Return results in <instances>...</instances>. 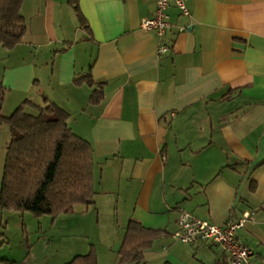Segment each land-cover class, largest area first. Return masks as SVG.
<instances>
[{
	"label": "crops",
	"instance_id": "1",
	"mask_svg": "<svg viewBox=\"0 0 264 264\" xmlns=\"http://www.w3.org/2000/svg\"><path fill=\"white\" fill-rule=\"evenodd\" d=\"M68 1L25 0L26 36L14 50L0 46V83L10 90L3 115L26 101L45 108L47 98L95 150V204L40 232L61 222L70 230L68 221L95 211L117 252L132 220L169 234L142 264H229L218 246L172 238L179 211L224 226L251 210L238 235L264 263V0H188L189 17L172 5L164 56L157 35L141 29L156 0H79L89 29ZM88 74L94 87L74 84ZM100 87L104 99L93 105ZM1 129L11 138L3 125L0 140ZM33 250L0 264H41ZM76 256L49 252L45 264Z\"/></svg>",
	"mask_w": 264,
	"mask_h": 264
},
{
	"label": "trees",
	"instance_id": "2",
	"mask_svg": "<svg viewBox=\"0 0 264 264\" xmlns=\"http://www.w3.org/2000/svg\"><path fill=\"white\" fill-rule=\"evenodd\" d=\"M25 0H0V46L14 50L28 32V23L22 14ZM79 24L89 29L79 0H69ZM77 86L95 83L88 74L74 81ZM38 85V83H35ZM8 90L0 83V126L8 125L11 141L7 147L0 208L5 211L29 212L37 218L74 213L76 205L95 204V150L93 145L76 135L68 125L69 114L45 98L47 107L26 101L10 116L3 115ZM104 99L102 87L95 90L90 103ZM33 108L38 115L28 111ZM162 235L168 233L145 228L130 221L119 264H142L144 254ZM68 264H99L94 248L84 256H76Z\"/></svg>",
	"mask_w": 264,
	"mask_h": 264
},
{
	"label": "rangeland",
	"instance_id": "3",
	"mask_svg": "<svg viewBox=\"0 0 264 264\" xmlns=\"http://www.w3.org/2000/svg\"><path fill=\"white\" fill-rule=\"evenodd\" d=\"M1 130L0 155L2 159L0 160V189L5 166V161L3 160L5 143L11 139L6 131ZM79 208H84V206L81 205ZM46 218L40 219L29 212L5 211L0 208V260L11 261L23 256L25 259L28 251L34 248L33 252L38 258L37 261L40 260L41 264H45V259L49 252L54 254L59 251L60 254L64 252L74 257L75 255H87L94 248L98 257L100 256V260L104 262L103 264H108V262L109 264H119V252H117L114 232L110 230L106 221H103L104 225H98L97 212L92 211L88 216L82 217L80 215L75 219H71L68 221L71 225L70 230L64 222L58 223L55 227L56 229L47 236L45 231L40 232L41 223L46 227L51 224L52 218ZM58 225L60 226L58 227ZM29 232L30 240L27 238V233ZM42 237L45 238L42 239ZM113 247L116 252L113 253L114 255L111 259L110 255ZM11 262L13 263V261ZM26 264L32 263L27 262Z\"/></svg>",
	"mask_w": 264,
	"mask_h": 264
},
{
	"label": "built area",
	"instance_id": "4",
	"mask_svg": "<svg viewBox=\"0 0 264 264\" xmlns=\"http://www.w3.org/2000/svg\"><path fill=\"white\" fill-rule=\"evenodd\" d=\"M188 0H156V9L152 16L141 22V29L154 32L160 39L158 48L159 56L168 54L171 46L166 41V36L171 28L170 8L174 5L181 16L191 15L187 5ZM254 212L247 210L239 219H232L224 226L202 220L191 212L181 209L177 221V230L172 238L177 242L187 245H197L201 242L218 246L226 255L229 264H256L255 252L239 238L238 232L243 229L253 217ZM264 264V263H262Z\"/></svg>",
	"mask_w": 264,
	"mask_h": 264
}]
</instances>
